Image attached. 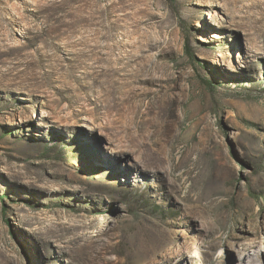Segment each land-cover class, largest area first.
I'll return each instance as SVG.
<instances>
[{
  "label": "rangeland",
  "instance_id": "rangeland-1",
  "mask_svg": "<svg viewBox=\"0 0 264 264\" xmlns=\"http://www.w3.org/2000/svg\"><path fill=\"white\" fill-rule=\"evenodd\" d=\"M202 218L264 225V0H0V264H238Z\"/></svg>",
  "mask_w": 264,
  "mask_h": 264
},
{
  "label": "bare ground",
  "instance_id": "bare-ground-1",
  "mask_svg": "<svg viewBox=\"0 0 264 264\" xmlns=\"http://www.w3.org/2000/svg\"><path fill=\"white\" fill-rule=\"evenodd\" d=\"M149 163L153 166L160 164L159 160L156 158L150 159ZM203 219L204 218H202V220ZM200 227L204 232L205 240L203 241L207 244L209 250L221 249L223 247L231 248L242 255V257L237 260L238 264H256L259 260L257 252L252 255H250V252L257 251L259 244H261L260 242L264 239V225L248 223L246 228H241L240 230L232 228L227 232L226 238L223 242H221L220 237L222 228H215L211 222L206 220L202 221ZM170 243L171 241L168 238L165 239L156 252L149 257V264L154 263L156 257L163 259L164 264H173L175 259H182L185 255L184 250L174 246L167 248ZM213 264L226 263L222 260V257H219L215 260V262H213ZM262 264H264V261Z\"/></svg>",
  "mask_w": 264,
  "mask_h": 264
}]
</instances>
